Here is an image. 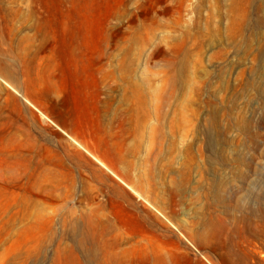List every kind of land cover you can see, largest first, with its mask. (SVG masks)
Wrapping results in <instances>:
<instances>
[{"label": "rangeland", "instance_id": "1", "mask_svg": "<svg viewBox=\"0 0 264 264\" xmlns=\"http://www.w3.org/2000/svg\"><path fill=\"white\" fill-rule=\"evenodd\" d=\"M0 264H264V0H0Z\"/></svg>", "mask_w": 264, "mask_h": 264}]
</instances>
